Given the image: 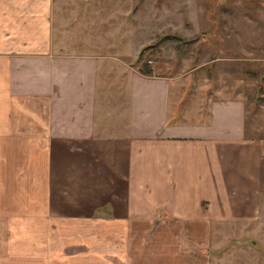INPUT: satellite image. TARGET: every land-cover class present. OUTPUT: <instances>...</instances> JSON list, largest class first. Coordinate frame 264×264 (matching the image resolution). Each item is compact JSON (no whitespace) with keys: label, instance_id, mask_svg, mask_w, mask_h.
Masks as SVG:
<instances>
[{"label":"crops","instance_id":"obj_1","mask_svg":"<svg viewBox=\"0 0 264 264\" xmlns=\"http://www.w3.org/2000/svg\"><path fill=\"white\" fill-rule=\"evenodd\" d=\"M103 8L0 0V264H264L247 102L184 109L175 76L99 44Z\"/></svg>","mask_w":264,"mask_h":264},{"label":"rangeland","instance_id":"obj_2","mask_svg":"<svg viewBox=\"0 0 264 264\" xmlns=\"http://www.w3.org/2000/svg\"><path fill=\"white\" fill-rule=\"evenodd\" d=\"M112 1L103 0V39L98 42L105 51L113 44L134 65L143 48L164 40L161 52L145 57L157 75L177 78L184 109H207L211 99L242 97L248 136L264 138V0H118V9L110 7ZM71 11L92 26L94 9ZM112 12L113 25L108 22ZM241 234L250 240L246 256L264 259V211Z\"/></svg>","mask_w":264,"mask_h":264},{"label":"trees","instance_id":"obj_3","mask_svg":"<svg viewBox=\"0 0 264 264\" xmlns=\"http://www.w3.org/2000/svg\"><path fill=\"white\" fill-rule=\"evenodd\" d=\"M162 41L164 40H161L157 44H153V45L143 48L141 53L139 54L137 58V63L140 65L139 71L142 72L143 74H146V75L153 74L152 67L149 63L151 59L149 58V56L145 57V53L150 52V54H156L159 51V45L162 43Z\"/></svg>","mask_w":264,"mask_h":264},{"label":"built area","instance_id":"obj_4","mask_svg":"<svg viewBox=\"0 0 264 264\" xmlns=\"http://www.w3.org/2000/svg\"><path fill=\"white\" fill-rule=\"evenodd\" d=\"M151 63V61H149Z\"/></svg>","mask_w":264,"mask_h":264}]
</instances>
